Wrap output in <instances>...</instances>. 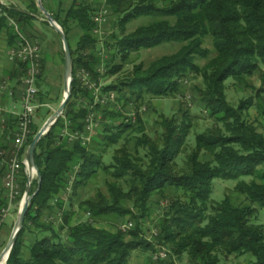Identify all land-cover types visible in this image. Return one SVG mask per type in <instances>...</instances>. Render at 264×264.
Listing matches in <instances>:
<instances>
[{"label":"trees","instance_id":"trees-1","mask_svg":"<svg viewBox=\"0 0 264 264\" xmlns=\"http://www.w3.org/2000/svg\"><path fill=\"white\" fill-rule=\"evenodd\" d=\"M108 4L118 16L123 31L130 20L140 16L150 17L152 22L129 33L112 31L103 43L109 53L106 59L98 49L101 38L94 32L97 27L94 5L75 0L64 21L55 16L67 38L70 20L78 23L83 31L75 46L70 42L75 66L72 96L64 115L43 135L36 148L35 161L42 185L31 199L25 226L6 264H130L133 251L156 250L143 229L144 218L151 211V199L173 195L171 207L160 219L158 246L170 247L168 252L173 256L186 253L195 264H219L220 254L246 253L256 258L254 264H264V224L252 222L257 217L258 206L264 208V170L261 169L264 166V133L246 116L254 99H242L235 107L228 101L225 88L230 78L246 83L257 71L264 70V0H108ZM7 11L25 33L32 16L14 7ZM4 30L11 47L16 43V34L6 18L0 16V35ZM209 37L215 50L212 56L211 49L204 46ZM167 42L180 43L179 50L157 58L149 66L139 63L127 80L103 85L101 91H116L118 100L124 105L132 101L137 105L148 96H176L181 93L185 78L200 77L202 84L194 89L199 93L201 108L215 119V124L196 135V147L188 155L185 167H180L177 159L187 149L193 127L188 110L181 120L175 116L162 118L164 130L161 138L155 139L146 133L144 121L139 116L132 122L117 109L112 111L109 107H101L100 102L95 104V95L77 76L85 68L91 79L99 84L102 77L121 72L131 55L141 48ZM64 57L62 49L63 62ZM117 57L120 62H116ZM198 59L207 62L202 65ZM44 62L43 58L37 80L39 88L46 70ZM102 64L103 73L100 71ZM12 68L10 79L20 82L26 76V65L16 60ZM261 73L264 82V73ZM263 93L264 88H261L256 90L255 96L261 97ZM38 96L45 102L42 89ZM99 110L103 111L104 120L110 121L103 120L106 141L99 153L91 147L92 139L84 145L81 139L69 142L61 135L65 128L70 132L84 131L90 112ZM8 122L9 129L3 135L11 141L15 138L11 129L17 124V118ZM41 127L32 124L22 153ZM129 130L139 134L136 152L124 144L117 148L113 162L105 163L104 149L118 143ZM1 147L10 152L6 153L9 158L12 149ZM141 147L147 150L143 157L139 151ZM204 154L209 159H202ZM22 167L20 198L28 182L25 167ZM101 171L114 178L108 185L109 194L84 200L80 207L86 206L94 220L132 214L137 224L126 232L121 229L111 232L92 220L72 222L75 210L71 208V200L78 195L80 187L87 186ZM4 172L5 166L0 164V177H4ZM73 174L72 189L55 202L60 194L65 195L68 179ZM246 177L252 179L248 181ZM215 178L237 181L235 190L245 195L250 203L236 204L231 196H226L221 202L211 204ZM38 184V179H34L31 192ZM6 202L7 197L3 204ZM58 211L62 215L56 227L51 217ZM32 229L49 234L36 237L30 253L26 254V232ZM147 264L177 262L170 255L160 260L150 256Z\"/></svg>","mask_w":264,"mask_h":264},{"label":"rangeland","instance_id":"rangeland-1","mask_svg":"<svg viewBox=\"0 0 264 264\" xmlns=\"http://www.w3.org/2000/svg\"><path fill=\"white\" fill-rule=\"evenodd\" d=\"M78 1L80 2L81 0ZM82 1L87 3L89 2L90 4L94 5V8L96 9L95 14H101V11H104L105 9L108 10V14L110 13L109 19L107 21L109 25L105 26L102 29V31L99 32V37L101 38V41L98 46V49L103 53L102 55H104L106 59H108L109 53L108 51H106V47L103 43L105 40L108 39L109 37L108 35L112 31H115L118 34L123 32L129 33L137 29L138 26L149 24L152 22V19L150 17L140 16L138 18L130 20V22H128V24L125 25L123 31L119 27L118 16L113 14L114 12L112 8H109L110 5L108 4V0H82ZM17 3L21 6V1ZM43 17L45 18L44 15ZM58 35L57 37L60 40L57 39V46L50 42L51 47H50V51L47 52L48 53L47 62L46 63L44 62V65L46 64L47 68L45 70L46 72L44 73L45 77L43 76V80H42L43 85L41 89L43 91V94L45 95L44 101L48 103V106L47 105L42 106L34 117L33 123L39 126H43V123L45 122L47 117H49L51 114L54 113V111H56V108L61 104L65 96L64 95L65 66L62 60V52H60L63 44L61 45L62 39ZM47 39L50 40L49 35L47 36ZM34 41L40 45L43 53V58L45 59L46 53L44 51V43L41 41L38 42L37 40ZM204 46L211 49V53H210L211 56L215 54V50L214 47L212 46L210 37L205 39ZM179 47H180V43L178 42H167V43H161L155 45L151 48H141L139 52H135L131 55L130 59L128 60L127 63H125L124 69L121 72L102 77L100 81L101 88L103 85L106 86L112 83H120L125 79L127 80V78L133 74L134 67L136 65H139V63H143L145 66H149L151 62H153L157 58L178 51ZM198 61L202 65L207 62L204 59H198ZM0 62H2L1 59ZM116 62H120V57H117ZM103 66L104 64H102L100 69L102 73L104 72ZM261 72L264 73V70L257 71L256 74L253 75V77L247 79L246 83L236 82L235 80L230 78L226 81L225 88H226L228 101L235 107L239 106L240 100L242 99L249 97H252L254 99V104L249 107L246 116L249 121L256 124L258 130L264 133V112L261 110V108L264 109L263 106L264 93L262 94L261 97L255 96L256 90L264 88V82ZM4 79H5L4 77L1 79L0 81L1 84L7 82V80ZM201 84H202V79L200 77L192 76V77H187L183 80L181 93H179L176 96L155 97V98L148 96L143 98V100L139 101L137 105L134 103V101H132L129 102L126 106L123 104V102H120L118 100L119 98L117 93L115 100L108 99L107 101L105 100L104 103L103 102L100 103H101V107L103 108L109 107V109L112 111L113 109L119 110L124 117L130 118L132 122H135V119L137 120L139 116L141 120L144 121L146 127V133L155 139L156 138L160 139L161 134L164 130L163 127L161 126L162 118H170L172 116H175L177 119L181 120L184 111L188 110L190 113V117L192 118L193 127L191 129V134L187 141V146H186L187 149L177 159V161H179L180 163V167H185L188 155L196 147L195 146L196 135L199 134V132L205 130V128L213 126V124H215V119L213 117H209L207 112L203 108H201L202 105L200 104L199 101V93L196 92V90L194 89L195 86ZM114 92L116 93V91ZM102 93H104L103 95L105 96L109 94V92L107 93L102 92ZM18 108H21V104ZM103 120H104L103 111L102 110L96 111L93 121L95 128L91 133L92 136L91 147H93V149L98 153L100 152L101 148H104L106 141V140L104 141L105 139L104 136L105 130L103 128L104 121L110 123L108 119L104 121ZM118 123H120V121H117V124ZM138 135H139L138 133H134L133 131L129 130L128 133L124 134V138H122L118 143L114 144V146L111 145L110 147H106L104 149L105 152L103 151V158L105 163L107 164L112 163L113 156L115 155L117 148L121 147L124 144L127 146V148L136 152L135 149L136 138ZM98 142H100V144H97ZM139 151H140V155L143 157L147 150L146 148L141 147ZM207 157L209 158V156L205 154L201 156L202 159H206ZM261 169L264 170V166H262ZM34 179H36V176L33 178V180ZM246 179L250 181L252 178L246 177ZM110 182H114V178H112L110 175H107L105 172L101 171L96 177H94L87 184V186L80 187L78 189V195H76L74 199L71 200V205H72L71 208L75 210V214L72 222L92 220L95 222L97 226L101 228L106 227L109 231L114 233L118 232L119 229L121 230L125 229L124 225L131 221L134 223V225L137 224V219H135L132 214L127 215L124 218L119 215L117 216L111 215L108 217H103L102 219L94 220V218L89 212V209L86 206L84 208L80 207V203L84 200H88L89 198L94 199L102 193L106 195L109 194L108 185ZM236 183L237 181L233 179L226 180L223 178H215L212 185L213 192L210 200L211 204H216L218 202H221L223 199H225L226 196L229 197L231 196L232 200L236 204H249L250 201L246 200V196L241 195L235 190ZM122 184L126 186V184L123 181ZM173 197L174 195L167 196V198L155 196L151 199L149 203L151 207V211L144 218L145 220L143 221V229H144L145 237H147L149 241L153 242V244L156 247V250L153 252H145L139 249L133 251V254L129 260L130 264H147L150 256L154 260V255L157 254L159 251H161V249H166L167 251L170 250V247L164 245L158 246L156 243H157V237L158 235H160V228H159L160 219H162L164 213L168 211L169 208L171 207L170 203ZM21 202L22 200L19 201L18 207L14 213L15 216L13 220L11 218L12 216H8L4 221L9 225V228H8V233L4 238L5 241H3L0 244V252L4 249L5 244L9 240V237L12 233V230L15 225L14 223L19 213ZM258 207L259 208H258L257 217L254 218L252 222L257 224L259 223L264 224V208L260 206ZM56 221L54 220L53 223H55L54 225L57 227V224H59L60 221L57 222ZM33 229L28 230L26 232V237H25L26 245L24 249V252H26V254L30 253L29 248L32 242L36 239V237L43 238L44 236H47V234H49L48 232H44V231L41 232ZM155 232H157L158 235H156ZM169 255L172 256V258L174 259V261L177 262V264H195L190 260V258L186 253L178 257L173 256L172 252H170ZM220 259L221 261L219 264H254L256 260V258H254V256L251 253H246L244 255L232 254L231 256H224V254H220Z\"/></svg>","mask_w":264,"mask_h":264},{"label":"built area","instance_id":"built-area-1","mask_svg":"<svg viewBox=\"0 0 264 264\" xmlns=\"http://www.w3.org/2000/svg\"><path fill=\"white\" fill-rule=\"evenodd\" d=\"M10 2L7 0H0V16L5 17L8 23V26H12L14 32L16 34V43L11 46L8 50V60L9 62H15L19 60L26 65L27 72L26 76L22 79L23 82V91L21 98V108H18L16 104L13 105L12 111L16 115L17 118V129L15 131L14 138V146L11 151V156L8 158L6 155L5 149L0 148V164L5 166L4 172V182L7 193V202L0 206V227L4 223L5 219L12 215L13 208L16 205V202L22 200L20 195L22 194V186H21V170L23 169L22 165L25 167V172L28 176V170L25 164L26 153H22L23 149L26 146L29 135L32 132V124L34 122V117L36 113L42 106H46L45 102H41L39 100V91L40 88L38 86V77L42 71V59L43 53L39 44H37L34 40L29 39L26 36V33L23 32V29L17 23L16 19L8 14V9L12 8ZM110 13L108 14V10L105 9L101 11V14H96L94 17V21L101 25L106 23ZM99 31V29H96ZM95 31V32H96ZM77 76L82 83L86 85L92 93L95 95V104L98 102H105L108 99L115 100L117 93L114 91L109 92L107 96L103 95L101 91V83L97 84L95 81L91 79L90 72L83 68L77 73ZM8 88V84L2 83L0 85V101L1 95ZM14 92L11 91L12 95ZM5 108L1 105L0 102V118L2 122L6 121L4 117ZM96 112H90L88 117L86 118V126L84 131H69V129L65 128L62 130L61 135L68 139L69 142L75 141L77 139H81L83 144L85 145L87 142L91 141L92 136L91 133L95 128L94 125V116ZM26 152V151H25ZM69 182L67 187L65 188V195L62 193L56 199L55 202L58 201L61 197L66 196L73 187V183L75 181V174L69 177ZM22 203V202H21ZM21 205V204H20ZM61 211L53 214L51 219L60 221L61 219ZM134 223L131 221L124 225V231H128L132 229ZM156 235L157 232H155ZM169 257V252L166 249H161L157 254L154 255V260H160Z\"/></svg>","mask_w":264,"mask_h":264},{"label":"crops","instance_id":"crops-1","mask_svg":"<svg viewBox=\"0 0 264 264\" xmlns=\"http://www.w3.org/2000/svg\"><path fill=\"white\" fill-rule=\"evenodd\" d=\"M8 2L13 5L14 8L19 9L21 11L27 12L32 16V20L27 24L25 27V33L26 36L29 37L32 40H37L38 42L41 41L44 43V51L46 53V58H45V63L47 62V55L48 51H50L51 44H55L57 46V32L55 31L54 28L51 27L48 23H46V18L43 17L42 11H40L39 6H38V1L37 0H7ZM21 1V6L17 3ZM44 7L54 16H58L61 21H64L66 12L70 7L73 5L74 0H42ZM109 19V17H108ZM107 19V21H108ZM103 23L101 25L97 24L96 29H99V31H94L95 34L99 35V32L102 31V29L105 26H108L109 24ZM68 37L70 38V42L73 46L76 45L78 40L80 39V36L82 35V29L73 20H70L68 22ZM49 35V39H47V36ZM59 36V35H58ZM60 40V39H59ZM49 41V42H48ZM61 42V41H60ZM75 43V45H74ZM62 45V42H61ZM9 40H8V33L6 30H4L1 35H0V59L2 62H0V81L4 77V80H7L8 83V88L6 91L1 95V105L4 106L5 112H4V117L6 118L5 122L1 121L0 118V148L1 145H5L11 150L14 146V140L8 141L7 139L4 138V132L6 129H9V120H15L16 115L13 113L12 108L13 105L16 104L17 107L20 106L21 104V94H22V89H23V82L22 79L20 82H17V80H11L10 79V72L12 71V66L14 62H9L8 60V50H9ZM57 49V48H56ZM63 45L61 47L62 52ZM46 67V64H45ZM47 68V67H46ZM46 72V71H45ZM45 77V74H44ZM1 85V83H0ZM43 85V83H42ZM42 87V86H41ZM41 89V88H40ZM13 91L14 93L11 95L10 92ZM46 103V102H45ZM48 106V103H46ZM48 118V117H47ZM17 129V126L14 124V127L11 129L12 133H15ZM6 153H10L9 151L6 150ZM206 159H209L208 157ZM6 188H5V182H4V177H0V206H2L4 200L6 199ZM20 201V200H19ZM19 201L16 202V205L14 206L13 213L11 218L13 220L14 218V213L15 210L18 207ZM53 215V214H52ZM44 218V217H43ZM11 220V221H12ZM45 220V218H44ZM75 224V222H73ZM8 228L9 225L4 222L2 226L0 227V244L5 241V236L8 233ZM106 228V227H105ZM107 229V228H106ZM8 242V241H7ZM33 243V242H32ZM7 244V243H6ZM5 244V245H6Z\"/></svg>","mask_w":264,"mask_h":264},{"label":"water","instance_id":"water-1","mask_svg":"<svg viewBox=\"0 0 264 264\" xmlns=\"http://www.w3.org/2000/svg\"><path fill=\"white\" fill-rule=\"evenodd\" d=\"M38 6L40 7V11H42L43 15L45 16L47 22L51 25L52 28L56 30L59 34L60 38L62 39L63 44V52L65 53L64 57V99L62 100L61 104L56 108L53 114H51L43 123V126L39 129V131L33 136L32 142L29 144L28 148L26 149V157H25V164L28 170V177H27V185L25 191L23 193L24 197L22 199L21 206L19 208V213L17 219L15 221L14 228L12 233L9 237L7 244L5 245L4 249L0 252V264L3 263L6 257V262L10 256V252L12 251L13 247L17 242V237L21 229L25 226V219L29 211V206L31 203V199L37 194L40 190L42 181H41V173L39 167L36 165V148L42 139L43 135L48 133L51 128L57 124V120L64 115L65 108L70 101L72 96V88H73V79H74V63H73V54L71 52L70 41L67 38V35L61 26L58 23L56 18L54 17L53 13L51 14L43 5L42 0H38ZM36 176L39 181L38 188L31 192L32 180Z\"/></svg>","mask_w":264,"mask_h":264},{"label":"bare ground","instance_id":"bare-ground-1","mask_svg":"<svg viewBox=\"0 0 264 264\" xmlns=\"http://www.w3.org/2000/svg\"><path fill=\"white\" fill-rule=\"evenodd\" d=\"M2 264H6V257H5V260L3 261V263Z\"/></svg>","mask_w":264,"mask_h":264}]
</instances>
